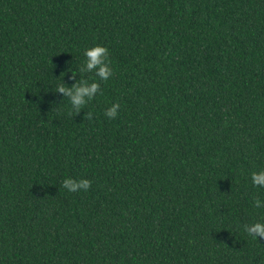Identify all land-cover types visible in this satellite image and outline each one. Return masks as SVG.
<instances>
[{
    "label": "trees",
    "instance_id": "16d2710c",
    "mask_svg": "<svg viewBox=\"0 0 264 264\" xmlns=\"http://www.w3.org/2000/svg\"><path fill=\"white\" fill-rule=\"evenodd\" d=\"M261 170L264 0H0V264H264Z\"/></svg>",
    "mask_w": 264,
    "mask_h": 264
},
{
    "label": "clouds",
    "instance_id": "9594fccd",
    "mask_svg": "<svg viewBox=\"0 0 264 264\" xmlns=\"http://www.w3.org/2000/svg\"><path fill=\"white\" fill-rule=\"evenodd\" d=\"M85 61L78 69H68L72 72V78L75 80L77 74L81 79L75 80L69 87L63 81L57 84V91L64 93L69 98L71 109L79 113L94 97L101 92L100 82L107 83L113 75V69L110 67L111 61L108 58V49L101 45L89 47L84 52ZM86 73H94L95 79L92 82L84 78ZM119 104H113L105 111V116L109 119H115L118 116ZM91 114H89L90 116ZM251 184L254 187H264V170L254 171L250 176ZM91 182L82 179L74 180L71 177L65 178L63 187L69 192H76L80 189L87 190ZM254 206L257 209L264 207V200L256 199ZM244 230L253 240L264 238V220H257L251 224L244 225Z\"/></svg>",
    "mask_w": 264,
    "mask_h": 264
}]
</instances>
